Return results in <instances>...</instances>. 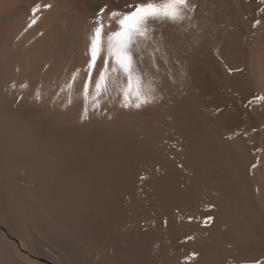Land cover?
I'll return each mask as SVG.
<instances>
[{
	"label": "bare ground",
	"instance_id": "1",
	"mask_svg": "<svg viewBox=\"0 0 264 264\" xmlns=\"http://www.w3.org/2000/svg\"><path fill=\"white\" fill-rule=\"evenodd\" d=\"M133 2L0 0V264L264 261V103L248 104L264 95V0L150 21L132 46L140 108L110 15L91 70L106 79L82 88L99 9Z\"/></svg>",
	"mask_w": 264,
	"mask_h": 264
},
{
	"label": "snow or ice",
	"instance_id": "2",
	"mask_svg": "<svg viewBox=\"0 0 264 264\" xmlns=\"http://www.w3.org/2000/svg\"><path fill=\"white\" fill-rule=\"evenodd\" d=\"M43 8H51V4H37L33 8V12L36 13ZM195 6H189V0H135L133 3H126L123 9H109L108 5L105 4L101 7L96 16V27L94 29V35L91 40V56L87 62L88 71L86 72L87 79L84 80L82 88L87 90L89 83L94 82L96 86L97 94H99L102 81L106 79L103 72L99 73V79L95 80L92 77L91 70L95 67L97 57L100 51V39L102 31L105 30V25L103 23V15H110L113 22L118 24V30L112 32L109 37V52L115 58L116 65L126 74L127 83L123 90V95L125 96V106H128V102H131V98L135 97V107L140 108L142 104L149 102L148 96L144 93L140 78H133V55L132 46L136 43L138 37H146L148 33V25L150 21H171L178 22L185 19V10H192ZM260 11L264 13V8ZM32 23H36L33 19ZM261 21L257 20L256 24H260ZM229 72L232 69H228ZM78 73H74L72 79H75ZM22 87L25 85H21ZM260 104L264 103V95H255L248 104L253 103ZM217 111H222L217 109ZM83 118V117H82ZM255 131V129H253ZM259 151V149H257ZM183 167V165H180ZM257 165L253 164L252 168H256ZM140 179L146 180L147 177L141 176ZM209 208L214 207V205H209ZM195 219L193 216H188V220L192 221ZM214 221L212 215H206L203 218V223L207 226ZM167 224V220L164 221ZM195 237L191 235L185 236V241H192ZM200 253L198 251H192L186 254L184 257L185 264L189 261H196ZM253 264H264V261H254Z\"/></svg>",
	"mask_w": 264,
	"mask_h": 264
},
{
	"label": "rangeland",
	"instance_id": "3",
	"mask_svg": "<svg viewBox=\"0 0 264 264\" xmlns=\"http://www.w3.org/2000/svg\"><path fill=\"white\" fill-rule=\"evenodd\" d=\"M0 225H1V221H0ZM17 243H18L19 246H21V242L20 241H17ZM23 252H26V251L24 250Z\"/></svg>",
	"mask_w": 264,
	"mask_h": 264
}]
</instances>
